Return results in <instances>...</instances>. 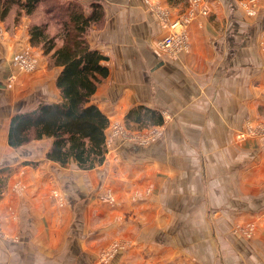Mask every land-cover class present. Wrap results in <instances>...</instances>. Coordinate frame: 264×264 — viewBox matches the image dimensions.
Masks as SVG:
<instances>
[{
    "label": "rangeland",
    "instance_id": "374dc122",
    "mask_svg": "<svg viewBox=\"0 0 264 264\" xmlns=\"http://www.w3.org/2000/svg\"><path fill=\"white\" fill-rule=\"evenodd\" d=\"M85 1L88 0L78 2L85 7L86 12H89L90 4H86ZM95 1L103 7L102 22L92 27L86 34L89 47L95 40L91 36L92 31L105 30L107 27L105 11L125 10L123 7H128V0L120 5V0ZM140 3L141 7L165 30L163 35L151 40V47L160 54L174 58L179 54H184V56L191 54L190 36L188 35L191 24L198 22V25H201V20L210 15L217 5L224 6L221 12L224 16L222 19L236 17L244 28L251 24L255 26L264 15V0H235L233 8L228 7L229 5L227 6L224 0H184L177 4H169L167 0H140ZM43 12V6L37 7L36 12L27 17L29 22L46 21ZM51 21L52 26L48 31L49 34H54L55 20ZM13 22L14 14L11 12L5 22L9 33L20 25L19 23L13 27ZM262 29L259 28L258 34L253 37V48L259 56L262 53L260 58L264 60ZM220 32L218 30V33ZM170 36L173 40L170 44H160L164 38ZM118 43L104 39V46L119 45ZM200 47L201 42L196 46L197 50L192 49L197 62L201 55ZM104 52L110 57L105 64L106 62L109 65L115 64L116 57L112 55L113 53L106 50ZM40 55L29 49L19 51L7 60V64L12 63L11 65H14L19 73L17 78H14L11 73L8 76L4 74L3 82L9 92L12 89L15 91L13 99L26 98L30 93L41 89L42 91L39 92L41 94L44 92L41 97L44 101L51 102L52 99L53 103L60 101L53 79L58 68L48 64L49 59L47 55L42 54V51ZM39 65H44L45 69L35 78L32 74L36 72ZM261 66L256 64V72L261 70ZM239 72L241 76L245 70L239 69ZM250 84L249 90H246L244 86L248 85L247 79L241 80V97L246 101L250 100V105L240 106L243 114L236 123H224L226 133L223 139L207 138L208 134H216L217 127L221 126L213 123L206 126L171 127L169 125L170 112L162 116L161 125H151L144 121L136 122L133 119V113L125 118L121 116L113 118L109 114V125L105 130V159L101 165L87 170L79 169L72 162L62 166L47 160L45 155L50 148V139L31 141L24 145L25 147L22 146L30 152L27 157H21L17 162L10 163L9 168L0 169V195L3 194L9 200L5 203V209L9 211L13 209L10 213L17 221V210L15 209L20 206V209L25 212L24 210L29 208L31 223L35 222L36 226H40L44 232V239L50 240L49 243L52 242L54 246L48 249L43 248L42 252L52 261L45 264H225L226 256L234 253L232 246L229 245L231 244L230 239L238 245L246 244L244 246L246 248L255 246L254 244L259 240L264 242V224L254 216L251 218L246 216L216 218L219 217L217 214L220 210H223L227 216L226 212L231 209L228 203L219 205L222 199L220 186H214L210 181H206L205 173H203V167L206 168L208 163L211 165L214 155L217 156L216 159H222L223 162L228 163L231 158L233 162H237V157L243 153L245 163H259V166L264 167V88L262 87L264 84ZM35 87H38V90ZM102 88L104 89L102 94L105 95L102 99L106 101L107 87L104 85ZM252 88L256 93L253 102L251 101ZM101 89L98 92L100 96ZM32 105L28 106L29 109ZM15 113L13 112V115ZM207 113H209L208 109L204 111L198 109L193 116L205 117ZM4 118L5 126L9 127V114H4ZM177 132L180 135L178 137H176ZM167 135L170 137L165 140L164 137ZM159 143L165 144L171 156L175 154L174 157L178 158V164L180 163L187 171L193 173L191 180L186 184L189 186L191 184L192 190L186 187L185 190L189 194L185 200L192 201L191 203L198 201V203L193 207L190 204L175 213L179 216L183 214L180 218L176 215L171 216L172 211L168 207L160 208L158 204L164 193L169 197L177 198L184 185L165 186L164 184L168 183L167 180L171 179L170 171L164 170L163 172L154 168L149 176L147 173L144 176L141 169L135 168L127 159L120 157L129 153L139 154L140 149L143 150ZM7 150L9 152L10 148ZM254 150L257 151L255 156L250 154ZM5 154L8 155V153ZM166 154L167 152L163 153L164 156ZM253 166L246 167V172ZM192 168L194 171H191ZM213 174L210 172L209 176ZM146 179L150 181L145 183ZM246 181L248 182L245 183L248 194L253 196L264 188V178L250 182V175H247ZM259 182L262 183L259 184ZM8 187L10 193L6 191ZM77 195H83V198H77ZM232 195L237 198L236 194L232 193ZM70 196L78 199L73 206L70 205L71 201L69 202ZM232 207H237V205L232 204ZM1 215L0 208V218ZM18 226L21 229L22 224ZM175 227L181 228L183 232L180 233L185 235L181 239L183 247L180 248L172 247L174 245L167 242V239L172 237L165 232ZM156 231L165 233L164 237L155 240ZM16 232L18 228L15 230L14 238L11 239L13 241L18 239ZM0 235L10 237L6 232L0 231ZM30 239L34 243L32 236ZM65 241H73L67 251L63 250ZM201 245L208 247L206 252H201L203 250ZM58 251L60 252L57 253ZM65 252H67L66 256ZM249 252H253V249ZM56 254H59V263L55 261ZM259 254L263 255L264 252ZM179 259L180 261L177 262ZM35 263L43 264L39 258Z\"/></svg>",
    "mask_w": 264,
    "mask_h": 264
},
{
    "label": "crops",
    "instance_id": "0c3cea01",
    "mask_svg": "<svg viewBox=\"0 0 264 264\" xmlns=\"http://www.w3.org/2000/svg\"><path fill=\"white\" fill-rule=\"evenodd\" d=\"M124 1L120 0L119 5L124 3ZM85 2L86 4L99 3L95 0ZM224 2L231 8L235 5V0H224ZM103 5L106 4L103 3ZM127 6V8L123 7L125 10H106L107 27L105 30L92 31L91 36L95 40L92 41L93 44H90L91 49L103 53L104 56L106 55L107 62L110 57L104 51L113 53L112 55L116 57V63L114 62L115 64L112 65L107 64V62L106 64L105 62L103 63L109 68L108 76L101 81L89 103L95 105L106 115L108 121L109 114L113 118L114 116L125 118L132 109L144 108L155 111L160 115L161 119L166 112H170L169 125L171 127L206 126L209 123L221 125L217 127L216 134H208L207 138L223 139L225 137L224 133H226L224 123H236V121L241 119L243 114L240 106L250 105V100L246 101L241 97V80L247 79L248 85L247 87L244 86L246 90H249L250 83L264 84V60L260 58V56L262 57V53L259 56L256 49L253 48V37L258 34L259 28H263L262 31L264 32V15L261 16V19L257 21L259 23H256L255 26L251 24V26L244 28L241 26L240 20L234 16V18L222 19L224 16L221 12H223L224 6L221 4L217 5L210 15L201 20V25H198V22L191 24L188 33L190 36L191 54L186 56L179 54L174 58L160 54L151 47V40L163 35L165 30L141 7L140 0H128ZM29 21L27 17H23L19 22L20 25L12 29L11 33L8 32L5 26L6 21L0 22V85L2 86L0 87V169L9 168L10 163H15L21 157H27L30 154L29 150L23 147L14 149L8 146V127L5 126L4 114H9L10 121L13 112L28 110V106L32 104L31 109L36 108L41 103H53V99L51 102L41 99L44 95V92L42 94L39 92L42 91L41 89L30 93L26 98L15 100L12 97L13 93H15L14 89L9 92V89L3 82L5 76H8L9 73L14 78L19 76L14 65L12 66V63L7 64L9 58L18 54L19 51L29 49H32L37 55L41 53L39 49L29 46L27 33ZM219 25L220 28H218ZM218 30L219 32L220 30L222 31L218 33ZM104 39L116 43L120 41V43H118L119 45L104 46ZM199 42H201V55L197 62L192 49L195 48L197 50L196 46ZM256 64L262 65L261 70L257 72ZM56 68L58 69L53 78L54 83L57 74L61 70L60 67ZM44 69V65H39L32 76L36 78L38 74L44 72ZM239 69L245 70V73L241 76ZM104 85L107 87L106 101L102 99L105 97L102 94L104 90L102 87ZM262 87L264 88V86ZM35 89L38 90V87H35ZM100 89L101 96L98 93ZM224 91H226L225 94ZM254 91L255 89L252 88V102L256 97ZM53 96H55L54 92ZM210 98L212 99L210 100ZM123 107L126 108L122 109ZM198 109L202 111L208 109L209 113L205 117H194L193 114ZM141 115L143 114L141 113ZM178 132L176 133V137L180 136ZM169 137L167 135L164 139L167 140ZM5 147L7 149L10 148L9 152H7L8 150ZM139 152V154L129 153L120 157L125 160L127 159L135 168L141 169L144 176L146 173L149 176L152 173L151 170L154 168L163 172L164 170L170 171L172 176L170 180H167L168 183L164 184L165 186L184 185L182 192L177 198L169 197L164 193V196L159 200L160 204L158 205L160 208L164 206L168 207L172 211L171 216L175 217L176 215L180 218L183 214L179 216L175 213L185 209L190 204L193 207L198 203V201L191 203L192 201L185 200L189 194L185 190L186 187L192 190L190 187L192 185L186 184L187 181L191 180L193 173L187 171L180 163L178 164V158L174 157L175 154L171 156L165 144H155L143 150L140 149ZM165 152H167L166 156L163 155ZM5 153H8V155ZM256 153L257 151L254 150L250 154L255 156ZM216 157L214 155L211 165L208 163L206 168L203 167V173H205L206 181H210L214 186H220V196L222 195V199L219 201V205L228 203V207L231 209L226 212L229 216L227 214L225 216V212L220 210L217 214L219 217L216 218H240L243 216L251 218L254 216L264 224V188L262 187L263 189L257 191L253 196L252 194H248V188L245 184L247 182V175H250V182L263 180L264 167L259 166V163H245V154L243 153L237 157V162H233L231 158L228 163H225L222 159H216ZM250 165H254L253 171H251L252 169H247L246 172L245 168ZM191 171H194L193 168ZM210 172L214 174L209 176ZM148 181L150 179H146L145 183ZM261 183L259 182V184ZM6 191L10 193V188L8 187ZM232 193L236 194L237 198H234ZM77 198H83V195H77ZM0 200L2 212L0 231L2 233L6 232L7 236H10L6 238L0 235V264H36L35 261L38 258L43 264L46 262L51 263V259L49 260L42 250L43 248L48 249L54 246H52V242L49 243L50 240L46 241L44 239V232L40 226H36L35 222L34 224L31 223V214H28L29 208L23 212V209H20V206H18L15 209L17 210L16 216L18 217L16 221L12 213H10L13 212V209L9 211L4 207L5 203L9 201L8 198H5L1 194ZM77 200L70 196V205L73 206ZM232 204L237 205V207H232ZM21 224L22 227L19 229L18 225ZM17 228L18 232H16V235H18V239L13 241L11 239L14 238ZM180 232L183 231L179 227L165 232L170 234L169 237H172L167 239L168 243L170 242L174 245L172 247H183L181 239L185 235ZM165 233L156 231L154 239L163 238ZM31 236L34 243L30 239ZM230 242L231 244L229 245L232 246L234 253L226 256V259H224L225 264H264V254H259L264 252L263 241L259 240L254 244L255 246L248 248L244 247L246 244L238 245L232 239H230ZM72 243L73 241H65L63 250L67 251ZM201 247H203L201 252H206V249H208V247L203 245ZM75 249H77L76 246ZM251 249H253V252L250 253L249 250L251 251ZM58 258L59 254H56L55 261L57 263H59ZM179 261L180 259L177 262Z\"/></svg>",
    "mask_w": 264,
    "mask_h": 264
},
{
    "label": "trees",
    "instance_id": "16d2710c",
    "mask_svg": "<svg viewBox=\"0 0 264 264\" xmlns=\"http://www.w3.org/2000/svg\"><path fill=\"white\" fill-rule=\"evenodd\" d=\"M183 1L167 0L169 4ZM39 6L44 7L46 21L29 24L28 42L47 55L49 65L61 68L55 78L60 101L16 112L9 121L7 144L16 149L31 141L50 139L47 160L62 166L72 162L81 170L92 169L105 159L109 121L89 102L109 70L103 64L107 57L89 47L86 34L102 22L103 7L92 3L86 12L77 0H0V22L13 12V25L19 24ZM51 20H55L54 34L48 31ZM132 112L136 122L162 124L155 111L134 108Z\"/></svg>",
    "mask_w": 264,
    "mask_h": 264
},
{
    "label": "built area",
    "instance_id": "2783aa9c",
    "mask_svg": "<svg viewBox=\"0 0 264 264\" xmlns=\"http://www.w3.org/2000/svg\"><path fill=\"white\" fill-rule=\"evenodd\" d=\"M172 41H173V40H172V38H171V36H170V37H166V38H164L160 44H161V45H164V44L166 43V44L168 45V44H170Z\"/></svg>",
    "mask_w": 264,
    "mask_h": 264
},
{
    "label": "water",
    "instance_id": "95a60500",
    "mask_svg": "<svg viewBox=\"0 0 264 264\" xmlns=\"http://www.w3.org/2000/svg\"><path fill=\"white\" fill-rule=\"evenodd\" d=\"M0 87H2V86L0 85Z\"/></svg>",
    "mask_w": 264,
    "mask_h": 264
}]
</instances>
